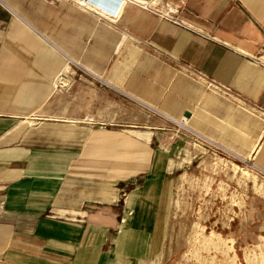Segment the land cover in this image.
<instances>
[{
	"label": "crops",
	"instance_id": "crops-1",
	"mask_svg": "<svg viewBox=\"0 0 264 264\" xmlns=\"http://www.w3.org/2000/svg\"><path fill=\"white\" fill-rule=\"evenodd\" d=\"M82 4L0 0V264L156 261L188 144L248 170L224 262L264 264V0Z\"/></svg>",
	"mask_w": 264,
	"mask_h": 264
},
{
	"label": "rangeland",
	"instance_id": "rangeland-1",
	"mask_svg": "<svg viewBox=\"0 0 264 264\" xmlns=\"http://www.w3.org/2000/svg\"><path fill=\"white\" fill-rule=\"evenodd\" d=\"M77 1L91 9L96 5V0ZM174 126L168 120L172 143ZM168 153L167 244L151 264H228L224 255L236 252L235 243L245 233L237 220L239 191L251 189V183L240 182L238 174L248 170L228 164L221 149L205 145L188 144L183 151L173 146Z\"/></svg>",
	"mask_w": 264,
	"mask_h": 264
},
{
	"label": "bare ground",
	"instance_id": "bare-ground-1",
	"mask_svg": "<svg viewBox=\"0 0 264 264\" xmlns=\"http://www.w3.org/2000/svg\"><path fill=\"white\" fill-rule=\"evenodd\" d=\"M122 2L123 0H96V5L103 9L114 12H117V10L119 9L120 12L122 8V4H121Z\"/></svg>",
	"mask_w": 264,
	"mask_h": 264
},
{
	"label": "built area",
	"instance_id": "built-area-1",
	"mask_svg": "<svg viewBox=\"0 0 264 264\" xmlns=\"http://www.w3.org/2000/svg\"><path fill=\"white\" fill-rule=\"evenodd\" d=\"M57 84H60L61 86L64 85V83H62V81H58Z\"/></svg>",
	"mask_w": 264,
	"mask_h": 264
},
{
	"label": "water",
	"instance_id": "water-1",
	"mask_svg": "<svg viewBox=\"0 0 264 264\" xmlns=\"http://www.w3.org/2000/svg\"><path fill=\"white\" fill-rule=\"evenodd\" d=\"M188 114V113H187Z\"/></svg>",
	"mask_w": 264,
	"mask_h": 264
}]
</instances>
